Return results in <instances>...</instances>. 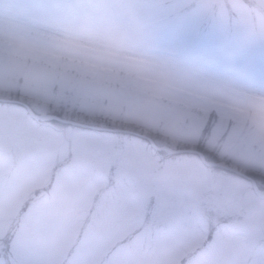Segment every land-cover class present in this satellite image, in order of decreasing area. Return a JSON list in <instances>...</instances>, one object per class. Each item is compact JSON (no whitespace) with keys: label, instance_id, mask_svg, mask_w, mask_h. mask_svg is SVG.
I'll list each match as a JSON object with an SVG mask.
<instances>
[{"label":"rangeland","instance_id":"1","mask_svg":"<svg viewBox=\"0 0 264 264\" xmlns=\"http://www.w3.org/2000/svg\"><path fill=\"white\" fill-rule=\"evenodd\" d=\"M0 264H264V0H0Z\"/></svg>","mask_w":264,"mask_h":264},{"label":"water","instance_id":"2","mask_svg":"<svg viewBox=\"0 0 264 264\" xmlns=\"http://www.w3.org/2000/svg\"><path fill=\"white\" fill-rule=\"evenodd\" d=\"M72 124H74V125H76V126H81V128H82V127H85V128H96V127L89 126V125H83V124L81 125L80 123H75V122H72ZM112 130H113V129H112ZM113 131H117V130H113ZM182 151H190V150H182ZM195 153H196V152H195ZM197 153H198V152H197ZM199 155L202 157V154H201V153H199ZM217 165H218V166H223V165H220V164H217ZM226 168L231 169V170L237 172V170L234 169V168H231V167H226ZM250 181H252L253 187H254L255 191L257 192V194H258L259 196H262V195L260 194V192H259V189L257 188V186H256V184H255V181H254L253 179H251Z\"/></svg>","mask_w":264,"mask_h":264}]
</instances>
